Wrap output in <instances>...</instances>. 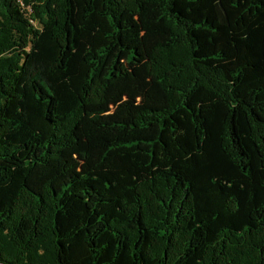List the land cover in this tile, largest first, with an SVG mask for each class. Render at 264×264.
<instances>
[{
    "label": "trees",
    "instance_id": "obj_1",
    "mask_svg": "<svg viewBox=\"0 0 264 264\" xmlns=\"http://www.w3.org/2000/svg\"><path fill=\"white\" fill-rule=\"evenodd\" d=\"M0 264H264V0H0Z\"/></svg>",
    "mask_w": 264,
    "mask_h": 264
},
{
    "label": "rangeland",
    "instance_id": "obj_2",
    "mask_svg": "<svg viewBox=\"0 0 264 264\" xmlns=\"http://www.w3.org/2000/svg\"><path fill=\"white\" fill-rule=\"evenodd\" d=\"M134 75V74H133ZM137 75L135 74L133 77H136Z\"/></svg>",
    "mask_w": 264,
    "mask_h": 264
}]
</instances>
